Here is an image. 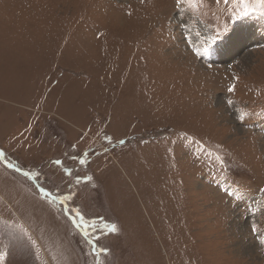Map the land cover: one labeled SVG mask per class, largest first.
Instances as JSON below:
<instances>
[{
  "label": "rangeland",
  "instance_id": "374dc122",
  "mask_svg": "<svg viewBox=\"0 0 264 264\" xmlns=\"http://www.w3.org/2000/svg\"><path fill=\"white\" fill-rule=\"evenodd\" d=\"M245 2L0 0V158L28 172L0 164V264H264V0Z\"/></svg>",
  "mask_w": 264,
  "mask_h": 264
},
{
  "label": "snow or ice",
  "instance_id": "6c2138e0",
  "mask_svg": "<svg viewBox=\"0 0 264 264\" xmlns=\"http://www.w3.org/2000/svg\"><path fill=\"white\" fill-rule=\"evenodd\" d=\"M178 3L181 2V0H177ZM241 6L243 8V11L240 13L241 15H246L249 11H251L252 9L249 8L248 4L245 2V0H241ZM232 89H230L231 91ZM57 163H59V161H57ZM81 163H83V161H81ZM42 192H44V195H49L48 192H46L44 189H41ZM65 199H68L67 197H65ZM66 211H68L69 213H71V209H67ZM81 220H83V217L81 216L80 217ZM106 227H109V232H116L117 229H116V226L115 225H111V226H107ZM87 234V233H85ZM262 243H264V241H262ZM102 251H107V249H103Z\"/></svg>",
  "mask_w": 264,
  "mask_h": 264
},
{
  "label": "trees",
  "instance_id": "16d2710c",
  "mask_svg": "<svg viewBox=\"0 0 264 264\" xmlns=\"http://www.w3.org/2000/svg\"><path fill=\"white\" fill-rule=\"evenodd\" d=\"M16 162L19 164V162H18L17 160H16ZM84 167L87 168V169L85 168L84 171H87V170H88V167H87V166H84ZM23 170H25V171L27 172V169H25L24 167H23ZM27 174H28V172H27ZM77 181H78V182H86V181H88V179L84 177V178H82V179H77ZM72 206H73V205L69 204L68 207H66V208H67V209H68L69 207L72 208ZM75 207H76V208H72V209L75 211L76 216L81 217L82 215H84V213L81 211V209H80L78 206L75 205ZM67 209H66V210H67ZM66 210L62 213V216H63V217L66 216V217L68 218V215L65 214Z\"/></svg>",
  "mask_w": 264,
  "mask_h": 264
}]
</instances>
